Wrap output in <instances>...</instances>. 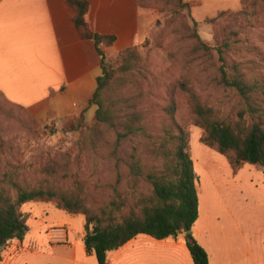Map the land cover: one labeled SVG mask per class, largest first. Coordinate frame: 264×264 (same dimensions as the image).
I'll return each instance as SVG.
<instances>
[{
  "label": "rangeland",
  "instance_id": "1",
  "mask_svg": "<svg viewBox=\"0 0 264 264\" xmlns=\"http://www.w3.org/2000/svg\"><path fill=\"white\" fill-rule=\"evenodd\" d=\"M189 3V8H181L176 0H136L137 6L146 12L147 35L141 43L132 45L137 46L141 60L131 72L118 73L110 91L112 95L121 94L129 104L145 111L153 141L145 136H133L117 146L114 130L105 127L93 130L94 123H85L78 134H57L54 126L38 125L28 110L8 103L0 95V178L6 177L25 188H53L78 196L96 211L113 199L121 200L122 195L129 210L140 197L152 194L153 186L145 173L162 166L161 158L151 149L152 143H159L160 136L164 135L163 119L167 116L164 108L169 102H176L177 116L181 118L190 114L197 98L213 107L222 118L235 119L237 112L246 108L245 101L219 83L222 63L217 48L228 34L236 32L231 36L234 42L229 61L239 64L241 72L252 82H264V4H255L253 0ZM220 10L226 13L218 17ZM193 29L210 52L196 51ZM120 30L123 35L132 33L135 23H122ZM102 48L113 67L119 68L125 48L112 51L106 43ZM250 116L246 114V118ZM190 130L191 150L199 171L200 164L228 163L224 155L200 141L203 129L192 125ZM132 156L141 160L143 174L140 176L131 170ZM242 176L245 182L241 191L233 190L228 184L216 192L217 213L221 219L217 222L218 246L226 251L228 248L229 252L232 247L236 248L226 256V263L243 258L247 243H254L264 259V169L247 164ZM209 178L201 171L203 185ZM226 194L228 203L223 202ZM43 206L44 202L23 206L30 228L27 240L45 239V233L39 231L43 219L50 226L63 227L66 233L69 230L73 238H84V216L72 219L70 214L52 212L47 218L42 212ZM32 210L34 215L29 216ZM231 210L236 216L234 222L229 216ZM61 248L58 256H70L66 247ZM140 249V245L131 246L126 256L132 257ZM217 256L215 264H224L221 255Z\"/></svg>",
  "mask_w": 264,
  "mask_h": 264
},
{
  "label": "trees",
  "instance_id": "2",
  "mask_svg": "<svg viewBox=\"0 0 264 264\" xmlns=\"http://www.w3.org/2000/svg\"><path fill=\"white\" fill-rule=\"evenodd\" d=\"M66 1L76 11L74 23L81 36L95 41L101 57L102 74L97 79L98 86L90 100V104L98 107L92 129H113L117 146L133 136H145L153 141L154 135L148 132L149 121L145 111L129 104V100H124L121 94H110L118 73L131 72L141 60L137 46L125 49L122 52V65L114 68L102 45H113L116 37L88 29V0ZM176 1L181 8L191 6L185 0ZM253 2L264 4V0ZM225 13L221 11L218 17ZM236 34H228L217 48L222 63L219 66V83L234 90L245 101L246 108L239 110L235 119L222 118L213 107L201 103L197 98L194 99L190 114L181 118L177 116L176 102H169L164 108L167 115L163 119L164 135L160 136L159 143H152L151 149L161 158L162 166L145 173L153 186L152 194L140 197L129 210H126L127 200L122 195L121 200L113 199L96 211L78 196L53 188H25L16 181L0 178V262L9 242L14 239L23 241L29 232L28 214L24 212L23 206L29 202H53L59 209L84 216V245L88 254L94 255L99 264H107L108 252L118 250L139 234L159 240L169 237L178 239L185 234L194 263L210 264L207 250L193 234L186 235V232H192L200 215L199 177L191 155L190 127L194 125L203 129L200 141L224 155L235 174L245 164L264 169V82H252L241 72L239 64L229 61L234 42L231 36ZM192 38L196 40L197 52H210L195 29ZM0 95L8 103L19 106L8 101L1 91ZM247 113H250V118H246ZM84 125L82 117L80 128ZM130 167L135 176L143 174L141 160L136 156H132Z\"/></svg>",
  "mask_w": 264,
  "mask_h": 264
},
{
  "label": "crops",
  "instance_id": "3",
  "mask_svg": "<svg viewBox=\"0 0 264 264\" xmlns=\"http://www.w3.org/2000/svg\"><path fill=\"white\" fill-rule=\"evenodd\" d=\"M88 1V29L102 35H114L115 43L108 46L112 51L129 48L146 37V12L137 6L136 0ZM191 1L195 0H185ZM75 14V9L66 0H0V91L8 101L28 110L38 125L54 126L57 134H78L82 117L91 125L98 108L90 104V100L102 74L101 57L95 41L81 36L74 23ZM133 22L134 32L120 33L122 23L132 25ZM192 158L194 160L193 154ZM246 165L235 174L229 162L200 164L201 171L210 176L203 185L201 171L194 160L195 172L200 178L197 184L200 215L192 234L207 250L210 264L216 263L219 254L224 264H264L254 243H247L244 257L231 263H226V256L236 248L232 247L229 252L217 243L220 238L217 222L221 219L217 213L216 192L228 184L233 190L241 191ZM223 199L228 203L227 194ZM44 205L42 212L47 218L52 212L70 214L72 219L80 216L59 209L53 203L44 202ZM30 213L29 216L34 215L33 210ZM229 216L231 221H236L232 210ZM55 228L63 227L50 226L43 219L39 231L45 233V239L27 240V234L23 241L11 240L0 264H99L95 256L88 254L83 238L71 237L69 230L68 242H54L48 232ZM135 245H140L141 249L132 257L126 256L128 249ZM61 247H66L70 256H58ZM166 261L167 264H195L184 235L178 239L159 240L139 234L107 254V264H166Z\"/></svg>",
  "mask_w": 264,
  "mask_h": 264
},
{
  "label": "built area",
  "instance_id": "4",
  "mask_svg": "<svg viewBox=\"0 0 264 264\" xmlns=\"http://www.w3.org/2000/svg\"><path fill=\"white\" fill-rule=\"evenodd\" d=\"M51 238L54 240V241H67V233L65 231V229H53L51 231Z\"/></svg>",
  "mask_w": 264,
  "mask_h": 264
},
{
  "label": "water",
  "instance_id": "5",
  "mask_svg": "<svg viewBox=\"0 0 264 264\" xmlns=\"http://www.w3.org/2000/svg\"><path fill=\"white\" fill-rule=\"evenodd\" d=\"M190 234H192V232H190V231L189 232H186V235H190Z\"/></svg>",
  "mask_w": 264,
  "mask_h": 264
}]
</instances>
